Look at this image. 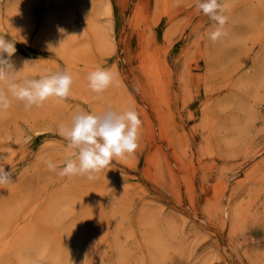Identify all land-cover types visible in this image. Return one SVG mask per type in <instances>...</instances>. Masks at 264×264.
<instances>
[{"label": "rangeland", "instance_id": "rangeland-1", "mask_svg": "<svg viewBox=\"0 0 264 264\" xmlns=\"http://www.w3.org/2000/svg\"><path fill=\"white\" fill-rule=\"evenodd\" d=\"M220 2L212 42L196 0H0L15 70L37 61L19 75L74 77L66 100L0 116V264H264V0ZM98 66L119 81L99 97ZM128 109L133 154L94 180L47 168L77 110Z\"/></svg>", "mask_w": 264, "mask_h": 264}, {"label": "clouds", "instance_id": "clouds-1", "mask_svg": "<svg viewBox=\"0 0 264 264\" xmlns=\"http://www.w3.org/2000/svg\"><path fill=\"white\" fill-rule=\"evenodd\" d=\"M196 7L215 24L208 33L212 42L226 36L224 30L229 17L220 0H196ZM17 40L0 35V116L12 107L13 101L23 104L25 110L39 108L50 99L66 100L72 95L73 75L63 69L41 74L38 78L20 76L25 67L37 61L24 60V67L17 71L12 57L16 53ZM6 54V56H5ZM118 73L111 68L96 67L87 75L88 88L99 97L112 86H118ZM59 134L67 140L71 151L65 157L62 167L47 160V168L60 177L97 178V174L108 169L114 159H123L139 147L142 121L134 109L123 112L107 111L98 115L77 110L70 124L60 123ZM6 159V157H5ZM13 170L0 164V188L14 183Z\"/></svg>", "mask_w": 264, "mask_h": 264}, {"label": "bare ground", "instance_id": "bare-ground-1", "mask_svg": "<svg viewBox=\"0 0 264 264\" xmlns=\"http://www.w3.org/2000/svg\"><path fill=\"white\" fill-rule=\"evenodd\" d=\"M257 73H258V72H257ZM255 75H256V74H255ZM255 77H256V76H255ZM226 205H227V204H226ZM222 210H223V209H222ZM227 210H228V209H227ZM227 212H228V211H227ZM226 220H227V219H226ZM33 239H34V238H33ZM32 241H33V240H32ZM32 241H31V242H32ZM37 243H39V241H38ZM16 246H17V245H16ZM43 248H44V247H43ZM29 251H30V250H29ZM36 251H37V250H36ZM14 252H15V251H14ZM23 253H24V252H23ZM32 253H34L33 250H32ZM13 254H14V253H13ZM26 254H29V253L27 252V253H25V255H26ZM0 255H1V254H0ZM21 255H22V254H21ZM23 255H24V254H23ZM26 256H27V255H26ZM49 257H50V256H49ZM22 258H23V257L21 256V259H22ZM30 258H31V256H30ZM58 258H59V257H58ZM21 259H20V260H21ZM28 260H29V259H28ZM28 260H27V261H28ZM40 260H41V259H40ZM27 261H26V262H27ZM24 262H25V259H24ZM11 263H12V262H11Z\"/></svg>", "mask_w": 264, "mask_h": 264}]
</instances>
